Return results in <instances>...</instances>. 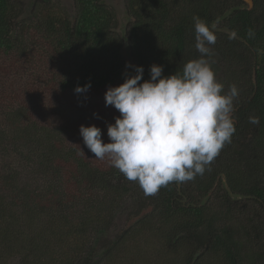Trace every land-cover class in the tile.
Masks as SVG:
<instances>
[{"label":"trees","instance_id":"obj_1","mask_svg":"<svg viewBox=\"0 0 264 264\" xmlns=\"http://www.w3.org/2000/svg\"><path fill=\"white\" fill-rule=\"evenodd\" d=\"M76 2L73 18L46 9L39 23L15 31L32 19L18 20L19 0H0V264H95L102 249L127 263L120 249L140 226L110 245L105 238L125 199L141 215L138 225L171 247L151 264H196L203 256L207 264H264V0L251 8L244 0H128L125 40L144 80L153 64L169 76L195 59L198 15L215 33L211 48L226 68L216 79L225 92L233 84L239 90L231 143L202 176L152 196L107 158H94L80 135L81 125H96L109 142L96 119L119 112L105 106L104 93L134 70L125 67L114 11L102 0ZM89 82L86 93L74 91ZM251 116L260 123H249ZM179 246L182 257L174 255Z\"/></svg>","mask_w":264,"mask_h":264},{"label":"clouds","instance_id":"obj_2","mask_svg":"<svg viewBox=\"0 0 264 264\" xmlns=\"http://www.w3.org/2000/svg\"><path fill=\"white\" fill-rule=\"evenodd\" d=\"M192 20L199 58L169 76L163 75V66L153 64L147 80L143 66L127 62L126 69L134 74L126 72L123 83L104 93L105 106L119 112L107 125L109 142L96 125L79 128L94 158H107L149 196L170 183L202 176L236 131L231 113L239 90L233 84L224 91L209 59L217 37L201 17ZM90 87L89 82L74 91L86 93ZM249 123L258 125L259 117H249Z\"/></svg>","mask_w":264,"mask_h":264},{"label":"rangeland","instance_id":"obj_3","mask_svg":"<svg viewBox=\"0 0 264 264\" xmlns=\"http://www.w3.org/2000/svg\"><path fill=\"white\" fill-rule=\"evenodd\" d=\"M57 1L59 3H61L66 10L57 4ZM106 5L110 8L113 9L115 16L117 18V33L122 34L125 30L122 29V27L124 28V26L127 23V14L125 12V0H104ZM33 0H24V7H23V11L21 13V15H24V17H27L30 15L31 12H33L35 19L29 20L21 23L22 25H17L15 27V31H23L25 29H27L25 26H27L29 23H39V19L43 18L42 14L44 13V11L46 9H63L66 13H68L67 15L69 16V14L71 12H73V10L71 9V0H54L51 1L48 4H40L39 7H36L33 10H30L31 4H32ZM169 2V0H168ZM246 6L249 7V2L244 1ZM182 6V5H180ZM183 7V6H182ZM25 9V10H24ZM71 11V12H70ZM70 12V13H69ZM24 25V26H23ZM215 25H218V23H215ZM23 29V30H22ZM13 31V34L14 32ZM31 31V30H30ZM193 49V48H192ZM122 51V56H124V58H126L127 62H130L132 64L131 58L129 56V51L128 48H121ZM193 52L196 54L195 59L199 58L200 53L196 50V48H194ZM209 59L212 61V69L215 72L216 78L223 79V72L226 69L221 61L220 55L214 51H212V55L209 57ZM99 97V94H98ZM84 99H82L80 102H83ZM63 105L66 106V108H69L68 110L74 108V106L69 107L68 102H63ZM119 114L117 113H111L110 115H106L104 118L100 119H96V122L99 123L102 126H107L109 123H114L115 122V117L118 116ZM114 116V117H113ZM80 119V117H79ZM76 123V122H75ZM212 193V192H211ZM211 193H208V196L212 197V199H214V195H211ZM210 202H212V204H214L215 202H217L216 199L214 200H210ZM150 211V207L146 206L144 208V210H142L141 214L148 213ZM136 213V207L133 205V202L130 201L129 199H125L120 207H118L114 213V217L109 225V228L107 230V234L105 236V238H109L110 243L111 244L112 241L116 240L117 237H119V235H122L123 231H125L126 229H131L134 225H136V227H139L138 230L134 231L133 229H131L130 231V235L128 234L127 236H129L127 238V241L125 242L124 246L121 247L120 251H124L125 252V256L124 259L126 261H128L127 263L124 262L123 257L121 255H116L115 251L112 250L109 258L108 256L105 257V255L103 254L105 249H102L101 251H98L94 256H93V262L95 264H151L154 261V258H156L158 255H160V252L162 254H166L170 256V249L171 247L167 246L163 239L158 236L157 234H154L155 231L152 230H148L147 228L144 229V226H141V223L138 225L137 223V219L141 216L140 214H135ZM137 223V224H136ZM151 224V226L155 228V226L152 223H148ZM235 227V226H234ZM134 231V232H133ZM131 243H137L139 245V248H130L128 247L129 244ZM249 247V243H247L246 241H244V252L247 250L246 248ZM180 246L178 247V250L176 251V253L174 255L180 254V252H182L179 257H182L184 255V250L179 249ZM159 249V250H158ZM158 250V251H157ZM122 259V260H121ZM101 260V262L99 263V261ZM163 262L165 261L164 258L162 260ZM196 264H207V260L206 257L203 256V258H199V260H197ZM244 264H248V262L246 261Z\"/></svg>","mask_w":264,"mask_h":264},{"label":"flooded vegetation","instance_id":"obj_4","mask_svg":"<svg viewBox=\"0 0 264 264\" xmlns=\"http://www.w3.org/2000/svg\"><path fill=\"white\" fill-rule=\"evenodd\" d=\"M21 3V6H22V10H23V7H24V0H19ZM51 1H54V0H33V2H32V4H31V7H30V10H33V9H35L36 7H39L40 6V4L42 3L43 5L44 4H48V3H50ZM102 2L103 3H105V1L104 0H102ZM57 4L58 5H60V6H62L64 9H66L61 3H59L58 1H57ZM106 4V3H105ZM127 4H128V0H125V12H126V14H127V23H126V25L124 26V28L122 27V29H124L125 31L122 33V34H120L121 35V37L124 39V48L126 49V48H128V46L126 45V36H127V26H128V23H130L129 21L131 20L130 19V17H129V14H128V11H127ZM76 5H77V2H76V0H71V9L73 10V12H69L70 13V16L73 18V16L75 15V10H76ZM110 8V7H109ZM112 9V8H111ZM25 10V9H24ZM113 10V9H112ZM35 19V16H34V14H33V12H31L30 13V15L29 16H27V17H24V19ZM18 20H21V18L20 17H18ZM114 20H115V24H114V26H115V30L117 31V18H116V16H114ZM118 32V31H117ZM128 51H129V48H128ZM130 56V55H129Z\"/></svg>","mask_w":264,"mask_h":264},{"label":"water","instance_id":"obj_5","mask_svg":"<svg viewBox=\"0 0 264 264\" xmlns=\"http://www.w3.org/2000/svg\"><path fill=\"white\" fill-rule=\"evenodd\" d=\"M244 1L249 2V7L248 8L252 7V0H244ZM20 18H24V15H20Z\"/></svg>","mask_w":264,"mask_h":264}]
</instances>
